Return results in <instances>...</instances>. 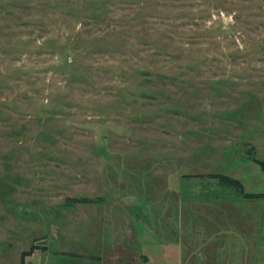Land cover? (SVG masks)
I'll use <instances>...</instances> for the list:
<instances>
[{"label": "rangeland", "instance_id": "rangeland-1", "mask_svg": "<svg viewBox=\"0 0 264 264\" xmlns=\"http://www.w3.org/2000/svg\"><path fill=\"white\" fill-rule=\"evenodd\" d=\"M262 164L264 0H0V264H264Z\"/></svg>", "mask_w": 264, "mask_h": 264}, {"label": "crops", "instance_id": "crops-1", "mask_svg": "<svg viewBox=\"0 0 264 264\" xmlns=\"http://www.w3.org/2000/svg\"><path fill=\"white\" fill-rule=\"evenodd\" d=\"M120 214H123V215H128L127 217L128 218H126L125 219V221H124V224L126 225H131V223L133 222V219H131V217H129V216H131V215H134V213L132 212V211H128V212H125V213H120ZM127 236H128V238H130V239H134V238H136L137 239V237H138V234H136V231L135 230H133V228H132V226H130V228H128L127 229ZM131 242H134V241H131ZM136 243H137V241H136ZM170 244V243H169ZM128 246L125 244L124 246H123V248L124 249H126ZM48 250L49 249H47V247H44V248H40L39 246H38V248L36 249V251H39V253H37L36 251H35V253L33 252V254H31V256H29V260H34L37 264H48L49 262H50V260L49 259H46L45 258V260H44V256H42L43 255V253L44 252H48ZM169 250H170V246H166L164 249H163V256H164V259L166 260V261H168V262H170V260H169V255H170V252H169ZM147 252V251H146ZM136 259H137V261H145V262H150L151 261V257H150V255H149V252H147L146 254L145 253H142V252H139V251H136ZM89 256V255H88ZM178 256V260H176V262H180V263H182V262H187L186 261V257H184L183 255H177ZM87 258H90V257H87ZM116 259H121V257L120 256H117L116 257ZM27 261H28V259L27 258H25L24 259V261L22 262V264H26L27 263ZM171 262H173V261H171Z\"/></svg>", "mask_w": 264, "mask_h": 264}, {"label": "trees", "instance_id": "trees-1", "mask_svg": "<svg viewBox=\"0 0 264 264\" xmlns=\"http://www.w3.org/2000/svg\"><path fill=\"white\" fill-rule=\"evenodd\" d=\"M263 167H264V164H262ZM215 177L219 178L221 181L223 182H231V183H235V184H238L241 186L240 182L236 179H233L231 177H228V176H223V175H216ZM247 197H258V195L256 194H246ZM32 250V249H31ZM33 251V250H32ZM28 252H23L22 253V262L24 261V257L29 255L27 254Z\"/></svg>", "mask_w": 264, "mask_h": 264}]
</instances>
